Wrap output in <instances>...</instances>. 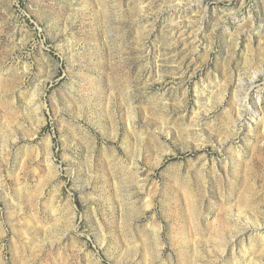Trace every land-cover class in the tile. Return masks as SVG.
I'll return each mask as SVG.
<instances>
[{"label":"rangeland","instance_id":"1","mask_svg":"<svg viewBox=\"0 0 264 264\" xmlns=\"http://www.w3.org/2000/svg\"><path fill=\"white\" fill-rule=\"evenodd\" d=\"M0 264H264V0H0Z\"/></svg>","mask_w":264,"mask_h":264},{"label":"bare ground","instance_id":"2","mask_svg":"<svg viewBox=\"0 0 264 264\" xmlns=\"http://www.w3.org/2000/svg\"><path fill=\"white\" fill-rule=\"evenodd\" d=\"M250 83L253 85L255 83L254 79L250 81ZM260 100V99H259ZM262 101V100H261ZM257 102V101H256ZM256 104V103H255ZM259 106H260V102H258ZM258 106V105H256ZM248 109V108H247ZM247 111V110H246ZM257 113V110L255 108H253V112L250 114V117H254V115Z\"/></svg>","mask_w":264,"mask_h":264}]
</instances>
